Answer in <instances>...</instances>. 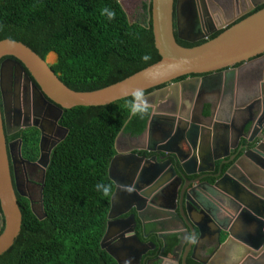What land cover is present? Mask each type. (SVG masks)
I'll list each match as a JSON object with an SVG mask.
<instances>
[{"label":"water","instance_id":"1","mask_svg":"<svg viewBox=\"0 0 264 264\" xmlns=\"http://www.w3.org/2000/svg\"><path fill=\"white\" fill-rule=\"evenodd\" d=\"M193 1L195 8L186 0H149L160 60L92 92L68 89L46 58L19 42L0 41V61L6 59L0 62V87L8 84L13 68L25 69L43 103L59 114L107 106L131 97L136 89L148 92L144 96L151 114L143 142L132 143L128 136V148L118 151V135L107 171L114 191L100 249L115 264H123L121 253L134 255L135 264L146 253V245L134 234L133 216L122 218L134 211L143 223L145 207L157 214L150 222L154 227L172 224L165 236L176 237L177 244L165 257L167 264H187V259L198 264H264V8L235 23L251 12L241 0H223L225 6L220 0ZM217 30L221 33L210 39ZM177 41L205 42L183 48ZM50 54L55 64L57 55ZM10 133L0 110V256L21 228L5 142ZM140 151L152 156L140 157ZM127 221L133 229L119 226ZM207 234L216 247L208 245L204 252L211 254L199 261L194 253Z\"/></svg>","mask_w":264,"mask_h":264},{"label":"trees","instance_id":"2","mask_svg":"<svg viewBox=\"0 0 264 264\" xmlns=\"http://www.w3.org/2000/svg\"><path fill=\"white\" fill-rule=\"evenodd\" d=\"M104 8L115 13L113 19L101 14ZM150 10V3L143 5L148 23H130L118 0H0V41L19 42L42 60L49 53L56 54L57 61L50 69L58 80L74 92H92L160 60L154 48ZM204 42L190 45L177 41L183 48ZM144 56L149 59L143 60ZM130 99L63 110L60 123L68 132L50 155L42 213L37 216L24 199L17 201L20 233L0 256V264H115L100 249L114 191L108 166L120 132L140 135L150 116L149 108L143 118H130L125 103ZM97 183L109 187L106 196L95 191ZM2 230L3 225L0 234ZM168 241L169 256L177 239Z\"/></svg>","mask_w":264,"mask_h":264},{"label":"flooded vegetation","instance_id":"3","mask_svg":"<svg viewBox=\"0 0 264 264\" xmlns=\"http://www.w3.org/2000/svg\"><path fill=\"white\" fill-rule=\"evenodd\" d=\"M186 2L189 3L190 7H196L193 0H186ZM220 2L222 5H226L223 3V0H220ZM241 2L244 10H251V12L238 17L235 23L264 6V0H241ZM219 32H221V30L215 31L213 35ZM184 37L186 39L189 37L192 38L191 35H184ZM179 42L191 45V43ZM4 60L6 59L0 62ZM185 79L186 77L176 82H181ZM35 85L34 80L25 69L20 70L13 68L9 74L8 84L6 86L2 84L0 87V110L2 121L4 123L7 122L11 132L9 135H5V142L16 199L17 201L24 199L25 202L28 203L32 213L38 216L42 213V191L50 155L53 149L66 137L68 130L60 123L62 114H59L57 108L43 103L35 90ZM45 100L49 104H52L48 99ZM143 132L138 136L143 137ZM128 136L129 135L120 132L117 141L118 151H124L128 148ZM138 136L129 140L141 142ZM138 155L145 158H150L152 156L142 151H140ZM122 175L124 176V174ZM115 176L117 178L121 177L119 170ZM116 212H119L118 208ZM131 215L136 224L134 234L141 243L146 245L145 250H147L146 253L141 256L140 264H155V262H157V264H167L165 262V257L168 256L166 254L167 245L166 247L163 246V239L161 240V238L162 236L164 238L166 231L172 228V224L161 223L159 229H156V232L159 233V237H157L156 234H152L155 232L150 223L157 215L155 212L145 207L140 215V219L143 223L137 219L134 211H129L128 214L122 218L124 220H129V216ZM119 226L125 227L126 230L133 229V225H131L130 221L120 223ZM0 227H2V221L0 222ZM115 228L118 229V225H115ZM150 244H153L154 250H152L153 248ZM119 260L123 264H135L134 255L121 253Z\"/></svg>","mask_w":264,"mask_h":264},{"label":"clouds","instance_id":"4","mask_svg":"<svg viewBox=\"0 0 264 264\" xmlns=\"http://www.w3.org/2000/svg\"><path fill=\"white\" fill-rule=\"evenodd\" d=\"M102 15H106L109 20L113 19L115 13L107 8L102 10ZM48 56V55H47ZM46 56V58H47ZM143 60L149 59L148 56L142 57ZM131 99L127 100L125 103L128 107L129 117H139L143 116L149 111L150 104L144 96L142 89H136L130 93ZM95 191L100 193L101 196H106L109 192V187L102 183H97L94 186Z\"/></svg>","mask_w":264,"mask_h":264},{"label":"crops","instance_id":"5","mask_svg":"<svg viewBox=\"0 0 264 264\" xmlns=\"http://www.w3.org/2000/svg\"><path fill=\"white\" fill-rule=\"evenodd\" d=\"M120 2V1H118ZM120 4V3H119ZM149 5V0H138V7H139V13H141L142 15V21L141 23H148L149 21V15L147 14V11H143V5ZM123 8V7H122ZM124 9V8H123ZM125 11V10H124ZM128 17V16H127ZM251 72V71H249ZM139 137V136H138ZM141 142H143L144 140V137H139ZM130 139H133V137H130ZM130 142H135L134 140H131ZM133 171V170H132ZM152 227L154 228L153 231L156 232L157 230L156 229H159V226L157 227H154L152 225ZM169 228V227H168ZM161 229V228H160ZM171 229V228H170ZM152 234H156L157 237H159V233H152ZM164 240H165V247L167 245V243L169 242L168 240L171 238V237H174L172 235H169V236H165L164 235ZM176 238V237H175ZM163 239V236L161 238V240ZM204 240L201 241V243H199V246L196 247V250H195V253H194V257L196 259H198L199 261H205L207 258H208V254H211L210 251L208 252H204V249L207 248L208 245L212 244V247H216V244L214 242H212V238L210 235H205ZM166 240H167V243H166ZM187 245H184L183 248L185 249ZM153 250V249H152ZM166 250H167V247H166ZM173 250V249H172ZM171 250V251H172ZM171 251H169V256L171 255ZM186 251H188V249H186ZM185 252V250L181 251L179 256H182L183 253ZM192 252V251H191ZM191 252L189 254H191ZM169 256H166L167 258ZM187 264H198L196 261L194 260H191V259H187Z\"/></svg>","mask_w":264,"mask_h":264},{"label":"rangeland","instance_id":"6","mask_svg":"<svg viewBox=\"0 0 264 264\" xmlns=\"http://www.w3.org/2000/svg\"><path fill=\"white\" fill-rule=\"evenodd\" d=\"M119 1L121 7L124 8L123 10H125L124 12L126 16H128L127 17L128 22L139 23L142 21V15L141 13H139L138 0H119ZM49 56H52V59L50 61L48 60ZM54 59H55L54 56L50 54L47 56L46 61L49 64H53Z\"/></svg>","mask_w":264,"mask_h":264},{"label":"bare ground","instance_id":"7","mask_svg":"<svg viewBox=\"0 0 264 264\" xmlns=\"http://www.w3.org/2000/svg\"><path fill=\"white\" fill-rule=\"evenodd\" d=\"M52 59V56H49L48 60L50 61Z\"/></svg>","mask_w":264,"mask_h":264}]
</instances>
